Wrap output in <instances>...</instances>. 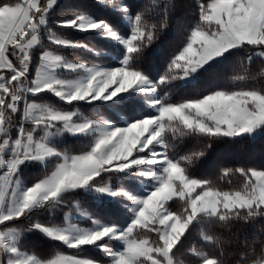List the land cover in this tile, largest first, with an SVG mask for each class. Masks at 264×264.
Segmentation results:
<instances>
[{"label":"snow or ice","instance_id":"obj_1","mask_svg":"<svg viewBox=\"0 0 264 264\" xmlns=\"http://www.w3.org/2000/svg\"><path fill=\"white\" fill-rule=\"evenodd\" d=\"M181 249L264 264V0H0V264Z\"/></svg>","mask_w":264,"mask_h":264},{"label":"trees","instance_id":"obj_2","mask_svg":"<svg viewBox=\"0 0 264 264\" xmlns=\"http://www.w3.org/2000/svg\"><path fill=\"white\" fill-rule=\"evenodd\" d=\"M146 2H151V0H146ZM74 35H76V38H80V39L86 38L85 36H80L78 34H74ZM81 55L85 59L91 58V54L84 53ZM245 152H246V149L237 146L236 154L238 156L241 154H244ZM259 155H260V150L257 148L256 152H255V156L258 158ZM231 184H232V187H234V188L238 187L241 184V180L238 177L234 176L232 178ZM64 211H68V209H64ZM57 216H58V218H62L63 212H58ZM41 219H45V217H41ZM194 236H195V234H194ZM188 244H194V240L190 239ZM29 247L35 248L38 252L43 253V254H49L51 251H53V250L49 249L48 246L38 238H34V239L30 240L29 241ZM178 254L184 260V262L189 263V264L194 259V257H191L184 249H181V251ZM85 255L90 256V257H94V258H99L98 254L95 252H88V253H85Z\"/></svg>","mask_w":264,"mask_h":264},{"label":"rangeland","instance_id":"obj_3","mask_svg":"<svg viewBox=\"0 0 264 264\" xmlns=\"http://www.w3.org/2000/svg\"><path fill=\"white\" fill-rule=\"evenodd\" d=\"M135 190H136L137 192H140L141 194H143V188H141L139 185L136 186ZM83 226H87V225H83ZM177 258L180 259V260H182V261H184V260L180 257L179 254H177ZM185 264H189V263H186V262H185Z\"/></svg>","mask_w":264,"mask_h":264}]
</instances>
